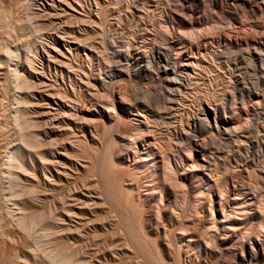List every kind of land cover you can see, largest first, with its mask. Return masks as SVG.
I'll use <instances>...</instances> for the list:
<instances>
[{
	"label": "rangeland",
	"instance_id": "obj_1",
	"mask_svg": "<svg viewBox=\"0 0 264 264\" xmlns=\"http://www.w3.org/2000/svg\"><path fill=\"white\" fill-rule=\"evenodd\" d=\"M28 1L30 0H16V3L18 5V10L20 9L19 15L24 23V24L22 23V27H21L20 46L19 44L17 46L19 48L18 52L19 54L22 55V57L24 56V54H29L30 53L29 50L32 52L33 43H34V39H32V35H31L32 29L29 25L27 24L25 25L26 14H28L27 12ZM43 1L46 2L45 0ZM96 1L103 2V0H96ZM166 1L167 0H159L160 4L157 3L158 2L157 0L153 1L154 4L151 1V4L153 5L156 4V7H152V8L149 7L152 13H150L149 16H146L143 19V22L144 21L146 22V23L144 22L145 25L147 24L146 26H148L146 28L148 30V33L147 31H143V30L141 31L140 26L144 25L141 24L140 26H137V28H135L138 29L137 31H140V32H135L137 34L135 35L137 36V38H141L142 35H143L142 37L147 38V40H145V43H143L144 45L142 46L140 45L141 47L138 45L141 56L142 55L148 56L151 53L156 54L159 51V53L160 52L162 54L166 53L171 59L173 58L172 61H175L179 67L182 66L185 62L188 64L187 67L188 74L192 78L189 77L186 86L187 87L189 86L188 88L190 89L188 90V88L186 87L187 92L185 93L181 101L172 105L171 107L172 109L169 108L168 110L164 111L165 112L164 114L163 109H165L164 107L165 105H162L163 102L162 101L160 102V100H163V98H165L163 97V95H165L163 93H166V91H164V86H165L164 85L165 81L163 82L164 76L161 73L160 69L153 72L154 75L152 78L154 82L144 80V81H140L141 83H139L134 79H128L126 81H116L112 86V88H114L112 89L113 90L112 93H114L112 94L113 95L112 96L109 90L104 89L106 91L105 92L103 89H100V87H98L99 86L98 83L95 82L97 81L95 79L97 78L96 76L98 74L96 73V71L99 69L103 71L104 66L106 64L102 62L100 58L97 57L98 59L97 60L96 57H94L93 59L95 60L94 61L93 59L91 60V64L94 70L93 76L92 77L90 76V78L88 76H87L88 78L87 77L84 78L83 76H81L84 78V79L82 78L83 82L89 80L90 86L93 87L88 88L89 86L87 84L86 86L85 84H83L84 85L83 86L78 82V80L76 81L77 76H74L73 74L72 75L69 74L70 80L67 79L66 76V94L70 98H73L74 95L76 96L77 94L76 91H78L77 90L78 85L82 87L81 93L84 96V101L83 104H78L79 106L81 105L82 107L76 106L75 108L72 109L75 111L71 110L69 112H71L73 115L76 112L77 115L75 114L76 115L75 117H77V120L79 121H81V119H78V117L82 118L83 121L87 120L84 121L85 124L82 121L80 123L76 122L77 120H75L76 118L74 117L75 119L74 118L73 119L77 123L75 124V122H73L74 120L72 119V117H70V119L66 118L65 126H64L65 122L63 120H59V121L54 120L52 122L53 123L52 126H54L53 129L51 125L49 126V124L48 125L44 124L46 120H36L37 118L36 116H34V114L32 115L34 118L31 117L30 114L32 113V110H28L27 112H24L25 117L26 115L28 116L29 114L32 119L28 116V119L30 118V120H23V123L21 120H19L21 124L20 126L25 132H27V130L28 131L31 130L29 131L31 133L29 132L25 133L24 131H22L23 132L22 134L24 135L23 138H25L24 139L25 141L24 140L23 141L25 142L26 145L29 146H25L23 144V141L20 143L21 150L18 154V161L23 163L24 166H27L30 164V158H32L34 165H36L37 176L38 178H41L39 170L41 169L42 165L46 164V161L42 160L39 154H44L46 158L50 159L51 153H54L55 155V152L57 150H60V146H62L61 144L65 143L66 141L68 142L66 143L67 156L69 155L68 157L72 159L75 158L78 159V166H77L78 173L81 174L80 175L76 172H70L69 173L71 174L70 177L79 178V181L82 180L89 181L90 185L93 186L95 185L94 187L95 190H93V192L95 193L92 195L93 197L98 196V199L94 198L98 206L89 205L87 206V208L84 209V211L86 213L88 212L95 213L96 215L99 216V219H105L106 223L104 224V226L108 230V231H104L98 224L96 225V229H95L96 231L94 233L89 232L88 240L86 241L87 244L84 242L85 247L81 249V253H82L81 255L82 257L87 255L86 257L83 258L87 261L88 259L89 260L92 259L91 260L92 264H102V263H97L95 260L97 258L102 260L103 245L101 244L103 237L106 238L107 242H109L108 240H111L113 238V240H115V244L121 246L120 248H122L123 246H125L123 248H127V250L125 249L115 250L116 253L117 252L119 253L120 258L118 257L116 258V260H113L112 262H107L108 264L109 263L110 264H122V263L144 264L141 258H139L141 257L139 256L141 250L138 253L139 251L138 247L142 248V250L147 254V255L145 254V256H149L150 259H153V264H155V262L156 264H264V115L259 120L256 121L254 120L253 122L251 121L250 123L252 125L250 123L249 124L245 123L246 112L248 114H251L255 111L264 113V78H263L264 77V55H263L264 38L263 39L254 38L249 34L247 35L246 33L248 32L247 29L242 31L241 30L242 28L241 29L237 28L235 31L222 30L218 32L215 31V32H209L207 34H202L201 41L197 42L195 40L196 43H194L195 41L189 42L183 39L181 41L179 37L174 38L172 36H167L166 39L161 36L160 27L158 24L160 21L164 19V17L167 18L169 15L171 16V14L174 13L171 3ZM55 2H56L55 4L58 5L57 1ZM70 2L78 10V13H82V14L84 13L83 15L85 16H83V18L82 16H80L81 14L79 15L76 14V15L82 18L83 20H85V23L87 24H85L84 27L82 26V28L87 30V33L90 32L92 28L91 20L92 21L94 20L95 22L98 20L95 11L96 9L95 0H70ZM2 3L5 7L9 6V0H2ZM125 3L124 4L122 3L120 6H118L115 9L118 11L120 10L119 11L120 13L118 12L116 14L117 16L120 14L119 17L120 19H122L124 23H126V20L129 19V14H130L128 13L129 9L125 7ZM134 3L138 6L140 3H141L140 6L142 5L146 6L147 0H137V1L135 0ZM204 11H207L206 14L210 16L216 13V16H213L214 18L216 17L215 20L219 18L218 10L215 11V9L210 8V10L207 9ZM213 17L211 19L209 18L210 20L208 18L202 20L201 24L197 25L196 29L201 30L204 28V26L210 25L214 20ZM86 20L87 21L90 20V22H87ZM71 22L75 23L76 21L72 20ZM8 25L9 22L6 21V25L4 28L7 30V32H8V27H7ZM173 25H175L174 22ZM45 27L44 30L47 31L50 26L49 27L45 26ZM139 33L141 36L139 35ZM94 35L95 34H89L90 38H94L95 37ZM224 35L225 36L228 35L229 38H227V36L225 37ZM24 38L26 39L24 40ZM6 44L11 46L13 45L11 39L6 40ZM163 45L164 47H166L165 49L161 48L163 47ZM253 47H257L259 50L262 51V55H263L262 60L258 58L256 51H253ZM168 48L170 51L168 50ZM244 50L246 51V53H244ZM40 51L41 50H39V52ZM43 57L45 58V56ZM247 58L248 59L250 58V60H248ZM204 59L206 61H204ZM80 64H81V68L84 67L82 70L88 72L87 69H89L88 67L89 64L87 63L85 57L82 58ZM76 65L78 64L76 63ZM227 67H230L231 69L234 68L233 76H230ZM245 71L247 72L245 73ZM247 74L249 75V77ZM242 77H245L246 79ZM69 81H71V85H74L72 87L74 88L75 92L71 91L72 89L70 90L71 87ZM253 82H255L256 84ZM123 83H125L124 87H123ZM122 87L123 89L125 88L124 90L125 94H122L124 93L122 92L123 90H121ZM133 87L134 88L136 87V89L134 90L136 92L133 91L132 89ZM11 90L12 93L10 94L9 100L3 102V107L5 108V113H4L5 120H1L2 130H3V136L1 138V145H2L1 161L3 165L7 162V161L5 162V160L8 159L7 158L8 153L11 150L12 142L15 135V124H14V120H12V110H13L12 108L15 106L13 102L14 90L12 87ZM120 90H121V94L118 93V91ZM145 91H148L146 95H145L146 93ZM188 92L189 94H187ZM91 96H93V99H90L92 98ZM96 96L98 100H96L95 98ZM144 98H146V102ZM123 99L131 100L130 102L133 103L134 108H129L126 105H124ZM150 99H151L150 102L152 103L149 102ZM155 99H156V104L154 101ZM92 101H94L93 102L94 104L92 103ZM157 101L160 103L158 104ZM148 102L151 105H153V103L155 104L151 106V110H155L154 108L156 107H159V111H161L160 109H162V111L161 112L158 111V113L160 115L163 114L164 117H162V122L158 123L159 125L157 124L158 126L156 124L154 125L153 123L154 115L151 114V112L149 111L150 109L147 110L146 105L148 104ZM91 103L93 105H91ZM68 104L69 106L71 105L70 103ZM104 105L106 107H109L110 109L114 107L115 110L113 109V111L115 112H111L107 110ZM200 109L201 110L204 109V110L201 111ZM231 109L234 111L231 112ZM202 113H204L208 119V122L210 124V130L202 129V132H199L198 131L199 124L197 119L201 116ZM108 115H111L112 119H116L118 116L120 117L119 125L117 122L116 127L109 134L111 135V138L113 137V139L117 140L118 139L117 137L120 136L121 134L122 136L123 135L128 136L132 139L126 137V146L122 145L121 142L116 143L115 145L117 146L112 145L114 147L111 146V148L109 149L112 148L114 149L110 150V152L109 149L106 150L105 148L104 150L110 153L107 155L104 154L105 152H103L104 151L103 148L104 146L106 147L107 144L106 137L104 136L105 140L101 141V143L99 142L100 140H98V137L99 139L103 138V135L102 137L100 136L101 133L103 134L102 132L103 129L102 131L100 130V128H102L101 126L102 123H100V121L103 120L105 116ZM66 117L68 116L66 115ZM146 119L148 121H145ZM41 121H43V123ZM86 122H90V123H86ZM37 123L41 128L38 126ZM167 123H169L170 125ZM36 124L38 127H35ZM40 124H44V125H40ZM32 125H34L36 129H34L33 127L32 129H28L31 128ZM92 125L95 126L92 127ZM96 125H98L97 126L98 128L96 127ZM99 125L101 127H99ZM165 125L167 127H164ZM215 125L219 127V132H216L214 127ZM111 126L112 123L110 124V127ZM188 126L189 127L197 126L198 128L196 127L197 133L196 134L190 133L192 137L190 136L186 140L184 130L187 129ZM221 126L223 127L221 128ZM62 127L65 130L69 129L71 131H65ZM237 127H239L238 130ZM94 128H96L97 130ZM227 128L231 131L232 136L230 137H226L223 134L222 130L223 129L225 130ZM41 129L42 131H39ZM98 129L100 131H98ZM62 131L64 132V135ZM96 131H98L99 133ZM82 133L84 135L82 136L85 140H83V138L81 137ZM50 135L51 137H49ZM76 137L81 138V140ZM94 137H96L97 139ZM212 138L214 139L211 140ZM50 140L53 141L51 142ZM53 142L55 146L53 145ZM69 143H72L74 146ZM178 143L181 146H179ZM68 144L72 145L73 148H69ZM204 144L207 145L204 146ZM53 146L55 150L57 149L56 151L54 150ZM93 146H95L96 149H98V153L97 151L94 150L95 147ZM91 150L93 151V153L95 152L97 153V156H94L96 154L93 155L94 158L90 152ZM103 155L111 156L109 163L112 162V164L110 165L113 168L108 164H105V167L106 165H108L107 167L110 166L108 169L110 168L112 169L111 170L112 174L111 173L106 174L105 172H108L107 169L106 170L99 169L101 168L100 167L102 165L101 163H103L102 161L104 162L108 161L109 160L108 158H110V157L106 158V156ZM82 156L83 157L85 156L87 159L85 157L84 159H82ZM102 157H104V159H102ZM90 160H92L93 162ZM79 164L81 165L84 164L87 168L84 171H82L81 168H79ZM20 166L22 168V165ZM92 166H94V171L93 168L91 169ZM98 170H102V172ZM17 171L21 172V169L18 168ZM100 173H102V175L104 173L106 175L105 176L106 179H109L111 177V181H110L111 183L109 182L110 180L109 179L107 180L108 182L105 184L104 181L106 180H103L105 179V177L103 175L102 178ZM116 175L117 177L119 176L118 179L117 177H115ZM94 176L95 178L93 179ZM113 176L115 177V179ZM100 177L102 178L103 182ZM198 179L201 180L203 190L205 191V194L207 196L203 200L194 202L193 198L191 197L193 191L195 190V188L193 187V183ZM63 180L62 182L64 183V186H61V189L64 188V191L66 193V179ZM25 182L31 183V181H25ZM99 182H101V185ZM32 184L34 183L32 182ZM103 184H105V186H103ZM116 186L121 187L120 188L121 190L119 189V187L117 188ZM106 187L110 192L107 189H105ZM110 187H112V190ZM103 188L104 190H106V192H108V195L111 194L112 197L114 194H116L114 198L116 199V196L118 197L119 203L121 202L120 205L117 206L118 202H116L117 200L115 201L114 198L111 197L112 202L115 201L117 204H114L115 202L112 203L109 197H105L107 194H105L106 192L103 190ZM241 188L243 189L241 193L247 205L248 213H245L243 209H239L238 201L235 200V198L238 197V194H240L239 192ZM51 189L52 191L47 192V195L44 196L45 198H47L48 201L55 199L56 198L55 196L59 193L56 187ZM41 190L42 188H38L39 191L38 193H43ZM113 191H115L116 193H114ZM129 194H130V198L127 197V195ZM107 198L109 199V201H107L108 200ZM127 198L129 200L128 203L126 204ZM114 205L120 209L119 210L117 208L119 211H121V213L118 210H116V207H114ZM5 206H6L5 202L1 203L0 211L3 218L8 220L9 212L7 211L8 210L6 208L7 206L6 207ZM94 206H96V208ZM33 207L35 209H41L40 202H34ZM115 210L117 212H115ZM136 212L138 213V215L136 214ZM125 214L127 215L126 216L127 219L126 217H124ZM120 215L122 217H120ZM126 222L127 224L129 223L130 226H132V228L129 227V225H127ZM225 225L228 226V229H225L224 227ZM119 226L122 227L118 229ZM211 226H213L214 228ZM8 228H10V230L14 232L13 225H9ZM88 230L91 231L92 229L89 228ZM123 230L124 231L126 230V232L130 234V236L129 234L127 235L126 233H123L124 232ZM74 235H72L71 238H74L75 237ZM127 236L129 238L128 239L129 241H127L126 239ZM65 237L66 234H64L63 236L61 235L59 237L60 239L58 238L57 240L59 242H61L62 240L66 241ZM130 237L132 238V240L136 241L133 242L139 245V246L135 245V247H137L138 249L135 248L133 244L132 246L134 247V250L131 249L132 246L130 248V244L133 243V242L129 243L131 240ZM144 237L145 239L147 238V240H145ZM136 238L142 241V244L144 243L147 246V250L146 247L144 248L145 245L142 246L141 242ZM88 244L91 246L89 247ZM10 248H11L10 245H6L5 247L1 248L0 256L2 252L9 250ZM84 248H87V250ZM120 248L118 247V249ZM98 249L101 252V254L98 251ZM83 250L86 251L84 252ZM88 250H90V252ZM129 250L132 251L129 252ZM87 251L88 254H86ZM93 252L94 253L96 252L95 254L97 257ZM120 253H123L126 256ZM156 254L157 257L160 258H156ZM133 256L135 257L136 260H134ZM142 256L144 255L142 254ZM47 260L48 259H46V261ZM149 260L147 262H149ZM56 261H57L56 259L52 258V263L51 262L50 263L56 264ZM50 263H46V264H50ZM105 263L106 262H103V264Z\"/></svg>",
	"mask_w": 264,
	"mask_h": 264
},
{
	"label": "bare ground",
	"instance_id": "obj_2",
	"mask_svg": "<svg viewBox=\"0 0 264 264\" xmlns=\"http://www.w3.org/2000/svg\"><path fill=\"white\" fill-rule=\"evenodd\" d=\"M45 1L46 2H44L43 0H30V1H28V4H27L28 7L26 6L28 9V11H27L28 14H26L25 25L27 24L31 27V29H32L31 35H32V39H34V43H33L32 52L28 49L30 53L24 54V56L22 57V55L19 54V52H18L19 48L17 47L18 44L20 46L21 27H22V23H23L22 18L19 15L20 9L18 10V5L16 3V0H9V6H7V7H5L2 3V0H0V207H1V203L5 202V205L7 206V207L6 206L5 207L8 209L7 211L9 212V217H8L9 219L6 220L3 218L1 211H0V250H1V248L5 247L6 245L11 246V248L9 250L2 252V254L0 256L1 257L0 258V264H46V263H50V262L52 263V258L57 260L56 264H92L91 258H90L91 260L88 259V261L83 259L84 257L87 256V255L84 256V254H85L84 252L87 250V248H84V249H86L85 251L83 250L84 251L83 252L84 257H82V255H81L82 254L81 249L83 247H85L84 242L87 244L86 241L88 240L89 232L94 233L96 231L95 230L96 225H98V224L100 225V227L104 231H108L104 226V224L106 223L105 219H99V216L96 215L95 213H90V212L86 213L84 211V209L87 208V206H89V205L98 206L97 202L94 200V198L98 199V196L93 197V195H92L95 193V192H93V190H95V188H94L95 185L94 186L90 185L89 181H83V180L79 181V178L70 177V175H71V174H69L70 172L78 173V167H77L78 166V159H76V158L72 159V158L68 157L69 155L67 156L66 143H68V142L66 140H65L66 141L65 143H63V144L60 143L62 146H60V150L56 149L57 151L54 148L55 145L53 142V145H54L53 148L56 152H55V155H54V153H51L50 159L46 158L44 154H39L41 156L42 160L46 161V164L42 165L41 169L39 170L41 178H38V176H37L36 165H34L32 158H30V164L27 166H24L23 163L19 162L18 161V154L21 150V144L20 143L25 139V138H23L24 135L22 134L23 133L22 131H24V130L20 126L21 124H20L19 120H21L23 123V120H30V118L33 117L32 115L34 114V116H36V118H37L36 120H46L44 124H47V125L49 124V126L53 125L52 122L54 120H58V121L63 120L65 122L64 123V126H65L66 125V121H65L66 118L70 119V117H72V119H73L77 115L76 112H75L76 115L75 114L73 115L69 111H71L76 106L78 107L79 106L78 104H83V101H84V96L81 93L82 87L80 85H78V87H77L78 91H76L77 94H76V96L74 95L73 98H70L66 94V76H67V79L70 80L69 74H71V75L73 74L74 76H77L76 81L78 80V82L80 84H82V85L85 84V86L87 84L89 86L88 88L93 87V86H90L89 80L86 82H83L82 78L83 77L86 78L87 76L90 78V76L91 77L93 76L94 70H93V67L91 64V60L94 57H96V59H97V57L100 58V60H102V62H104L106 64L105 65L106 68L103 64V66H104L103 71L101 69H99V70L95 69L98 71V72L96 71V73H98V74L96 76L97 78L95 79L97 81H95V82L98 83V85H99L98 87H100V89L109 90L111 95L114 94V93H112L113 92L112 89H114V88H112V86L116 81H126L128 79H134V80L138 81L139 83H141L140 81H144V80L153 81V78H152L154 75L153 72L160 69L161 73L164 76V80H163V82L165 81L164 91H166V93H163V94H165V95H163V97H165V98H163V100H160V102L161 101L163 102L162 105H165L164 106L165 109H163V112L168 110L169 108H171L172 105L180 102L181 99L184 97L185 93L187 92V88L189 87V86L188 87L186 86L187 85L186 83H187L190 75L188 74V68H187L188 64L186 62L182 66L179 67L175 61H172L173 58L171 59L166 53L162 54L161 52L159 53V51L158 52L156 51L157 52L156 54L151 53L148 56H145V55L141 56L140 55V49H139L138 45L139 46L144 45L143 43H145V40H147V38L142 37L143 35L141 36L140 33H139V35L141 36V38H137V36H136L137 34L135 32H140V31H137L138 29H135V28H137V26H140L141 24H144L143 26H140L141 31L142 30L147 31V33H148V30L146 29L148 26H146L147 24L145 25L146 22L144 21L145 22L144 23L143 19L146 16H149L150 13H152L150 8L156 7V4L153 5L154 0H147L146 6L145 5L140 6L141 3L139 4V6L136 5L134 3L135 0H131V1L130 0H103V2H101V1L99 2V1L95 0V7L97 9V10L95 9V11H96L98 20L96 22L94 20L93 21L91 20L92 28H91V31L88 33H87V30L82 28V26L84 27V25L87 24V23H85V20L82 19L83 16H85V15H83L84 13L83 14L78 13V10L71 4L70 0H55V1H57L58 5L55 4L56 2L54 0H45ZM151 1L153 2V4H151ZM157 1H158L157 3H159V0H157ZM167 1L170 2L172 5V9L174 10L173 11L174 15L171 14V16L169 15L167 18L164 17V19L158 23L159 27H160L161 36L164 38H166L167 36H172L174 38L179 37L181 39V41L183 39V40H187L189 42L195 41V40L198 42V41H201V35L202 34H207L209 32H215V31L218 32V31H222V30H224V31H226V30L235 31L237 28H239V29L242 28L241 29L242 31L247 29V31H248V32H246L247 35L249 34V35L253 36L254 38H257V39L258 38L259 39L264 38V36H263V33H264V0H167ZM122 3L123 4L125 3V7L127 9H129L128 13H130L129 19L126 20V23H124L122 21V19H120V17H119L120 14L118 16L116 14L120 10L119 11L115 10ZM145 7H147V8H145ZM210 8L215 9V11L216 10L219 11V15L217 14L219 16V18H217L215 20L216 17L215 18L213 17V16H216V13H214V14L211 13L212 14L211 16L206 14L207 11H204V10H207V9L210 10ZM27 12H25V13H27ZM76 14L77 15L81 14L80 16H82V18L78 17ZM92 14H93V12H92ZM212 17L214 18V20L212 21V23L210 25L204 26V28L201 30L196 29L197 25L201 24L202 20H205L206 18L211 19ZM95 18H96V16H95ZM72 20H75L76 22L73 23V22H71ZM145 20H147V19H145ZM6 21L9 22V25L7 26L8 32L4 28L6 25ZM87 22H90V20H88ZM173 22L175 23V25H173ZM150 23H152V22H150ZM45 26L49 27V29L47 31L44 30ZM89 34H95L94 35L95 37L94 36L93 37L96 40L94 38H90ZM226 36H227V38H229L228 35H226ZM10 39H11V42L13 43L12 46L6 44V40H10ZM25 39L26 38H24V40ZM196 41L194 43H196ZM161 46H162V44H161ZM161 48L165 49L166 47H164V45H163V47H161ZM25 49H26V47H25ZM28 50H26V51H28ZM39 50H41V51L39 52ZM168 50H169V48H168ZM168 50H167V52H168ZM253 51H256L258 58L260 60H262V56L264 55V54L262 55V51L259 50L257 47H253ZM244 53H246L245 50H244ZM43 56H45V58ZM83 57H85L87 63L89 64V66H88L89 69H87L88 72H85L84 70H82L84 67L81 68L80 62H81ZM217 57H219V56H217ZM94 60L95 59H93V61ZM248 60H250V58ZM204 61H206V60L204 59ZM76 63L78 65H76ZM82 63H84V62H82ZM249 64H250V61H249ZM95 65H97V64H95ZM227 70H228V73L230 74V76L234 75V68L231 69L230 67H227ZM246 72L247 71H245V73ZM81 76H83V77H81ZM248 77H249V75H248ZM190 78H192V77H190ZM242 78H245V77H242ZM241 80H243V79H241ZM253 83H255V82H253ZM69 84L71 87V88L69 87L70 90L72 89L71 91H74V88L72 87L74 85H71V81H69ZM124 84L125 83H123V87H124ZM160 86H161V84H160ZM11 87L14 90L13 91V94H14L13 95V102H14L15 106L12 108L13 109L12 110V120H14V124H15V135H14V139L12 142L11 150L8 153V157H7L8 159L7 160L4 159L5 162L6 161L7 162L3 165L2 161H1V149H2L1 138L3 136L1 120H5L4 119L5 108L3 107V102L9 100L10 94L12 93ZM123 87L121 88V90H123L122 92H124V90H125V88L123 89ZM132 89L134 91L136 89V87L135 88L133 87ZM132 89H130V90H132ZM189 89L190 88H188V90ZM121 90L118 91L119 94H121ZM74 92H73V94H74ZM134 92H136V91H134ZM145 92H146L145 93V95H146L148 93V91H145ZM140 93H141V91H140ZM122 94H125V92ZM187 94H189V92ZM240 96H241V94H240ZM91 97L92 98H90V99H93V96H91ZM148 97H146V98H148ZM233 97H234V95H233ZM95 98H96V100H98L97 96ZM146 98H144L145 102H146ZM123 100H124V102H123L124 105H126L129 108H134L133 103L130 102L131 100H128V99H123ZM158 100H159V98H158ZM240 100H242V99H240ZM150 101H151V99L149 100V102ZM154 101L156 104V99ZM93 102L94 101H92V103ZM143 102H144V100H143ZM149 102H148V104L145 103V104H147L146 105L147 110L150 109L149 111L151 112V114L154 115V120L152 119L153 123H154V125L155 124L157 125L158 123L162 122V117H164V116H163V114L160 115L158 113L159 107L154 108L155 110H151V106H153L155 104L153 103V105H151L150 103H152V102H150V103ZM160 102H158V104ZM68 103H70L71 105L69 106ZM92 103H91V105L94 104V103L93 104ZM85 106H87V105H85ZM97 106H100V105H97ZM156 106H158V105H156ZM105 108L111 112H115V111H113L114 107L110 109L109 107L105 106ZM28 110H32V113L30 114L31 117L28 114V116L30 117L29 119H28V116L26 115V117H25V114H24V112H27ZM160 110L162 111V109H160ZM203 110H201V111H203ZM72 111H75V110H72ZM161 111H159V112H161ZM169 111H171V110H169ZM232 111H234V110L231 109V112ZM164 114H165V112H164ZM66 115L69 118L66 117ZM263 115H264V113L258 112V111H255L251 114H248L246 112L245 113V123L249 124L251 121L253 122L254 120L255 121L259 120L262 118ZM75 118L74 119L77 120V117H75ZM78 119H81V121L84 124H85L84 121H87V120L83 121V119L79 118V117H78ZM147 119L145 121L149 120V119L148 120ZM164 119H166V118H164ZM75 120L73 122H75ZM197 120H198V124H199V130H198L199 132H202V129L210 130V124H209L208 119L204 113H202L201 116ZM81 121L77 120L76 122L80 123ZM119 121H120L119 116L116 119H112L111 115L105 116V118L100 121V123H102V125H101L102 128H100V130L102 131V129H103V131H102L103 134L101 133L100 136L102 137V135H103V138H101L102 139L101 140L97 136L98 140H100L99 142L101 143V141L105 140V137H106V141H107L106 147L104 146L103 150L105 148H106V150H108L109 148H111L112 145H115L116 143H119V142H121L122 145L126 146V137H128V136H124V135L122 136L120 134V136L117 135L118 139L116 140V139H113V137L111 138V135H109L110 132L116 127L117 122L119 125ZM41 122L43 123V121H41ZM55 122H57V121H55ZM76 122H75V124H77ZM33 123H35V122H33ZM86 123H90V122H86ZM111 123H112V126L110 127ZM37 124L35 127L39 126V124H38V126H37ZM44 124H40V125H44ZM165 124H166V122H165ZM167 124H169V123H167ZM246 124H245V126H246ZM34 125H32L31 128H28V129H32V127L34 129H36L34 127ZM81 125H82V123H81ZM60 126H62V125H60ZM94 126L92 125V127H94ZM97 126L98 125H96V127ZM101 126L99 125V127H101ZM160 127H161V125H160ZM164 127H167V126L165 125ZM196 127L197 126H194V127L188 126L187 129H185V130L183 129L185 131L186 140L188 139V137L191 136V134L197 133ZM214 127H215L216 132H219V127H217L216 125ZM222 127L223 126H221V128ZM52 128L54 129V126H52ZM238 128L239 127H237V130H238ZM34 129H33V131H34ZM49 129H51V128H49ZM58 129H59V127H58ZM58 129H56V130H58ZM94 129H96V128H94ZM94 129H93V131H94ZM212 129H213V127H212ZM100 130L98 129V131H100ZM29 131H31V130H29ZM29 131L27 130V132H25V131L24 132L28 133ZM39 131H42V129ZM65 131H71V130L68 129ZM98 131H96V132H98ZM222 131L226 137L232 136L231 131L228 128L225 130L223 129ZM47 132H49V131H47ZM29 133H31V132H29ZM83 133L81 134L82 138L84 136ZM75 134H76V132H75ZM63 135H64V132H63ZM65 136H66V134H65ZM233 136H235V135H233ZM49 137H51V135ZM71 138H72V136H71ZM76 138H79V137H76ZM94 138H96V137H94ZM128 138H130V137H128ZM128 138H127V140H128ZM79 139L81 140V138H79ZM130 139H132V138H130ZM213 139L214 138H212L211 140H213ZM225 139H227V138H225ZM83 140H85V139L83 138ZM219 140H221V139H219ZM24 141H23V144L25 146H29V145H26ZM50 141L52 142L53 140H50ZM75 143H77V142H75ZM86 143H88V142H86ZM69 144H72V143H69ZM72 145H69V148H73ZM91 145H89V146H91ZM206 145L207 144H204V146H206ZM50 146H48V147H50ZM115 146H117V145H115ZM179 146H181V145L179 144ZM93 147H95V146H93ZM93 147H91V148H93ZM112 147H114V146H112ZM119 147H121V146H119ZM182 147H184V146H182ZM45 148H46V146H45ZM76 149H78V148H76ZM86 149H88V148H86ZM113 149L114 148L109 149V152H110V150H113ZM94 150L97 151V153H98V149H96V147L94 148ZM106 150L103 151V152H105L104 154H107V155L110 154ZM120 150H122V149H120ZM32 151H33V149H32ZM90 152H91L92 156L94 154H96L94 156H97L96 152L93 153L92 150ZM117 152H119V151H117ZM82 153H79V154H82ZM117 154H119V153H117ZM107 155H103V156H106V158L110 157V158H108L109 159L108 161H105L108 163H105L104 161H102L104 164L101 163L102 165L100 166L101 168H99V169H105V170L107 169L108 172H105V171L104 172L106 174L107 173L110 174L112 169L111 168L108 169V168L111 166L110 164H112V162L109 163L111 156H107ZM206 155H208V154H206ZM94 156H93V158H94ZM84 157L82 156V159H84ZM102 159H104V157H102ZM90 161H92V160H90ZM230 163H229V165H230ZM84 164L83 165L79 164V168H81L82 171H84L87 168ZM105 164H108L110 166L107 167L108 165H106V167H105ZM17 165H18V167H17ZM20 165H22V168ZM3 166H5V167H3ZM102 166L105 168H103ZM18 168L21 169V172L17 171ZM92 168L94 171V166H92L91 169ZM225 168H226V165H225ZM98 171L102 172V170H98ZM234 172H235V170H234ZM78 174H80V173H78ZM100 175H101V177L103 175H104V177L106 176L104 173H103V175H102V173H100ZM90 177H91V174H90ZM115 177H117V175ZM115 177H114V179H115ZM118 177H117V179H118ZM94 178H95V176L93 177V179ZM102 178H101V180H102ZM63 179H66V193L64 191V188L61 189V186H64V183L62 182ZM109 179H106V177H105V179H103V180H106V181H104L105 184L108 182L107 180H109V182L111 181V177ZM103 180H102V182H103ZM25 181H31V183H27ZM32 182L34 184H32ZM99 183L101 185V182H99ZM105 184H103V186H105ZM117 185H118V183H117ZM109 186H111V185H109ZM113 186H114V184H113ZM54 187H56L58 189L57 191H59V193L55 196L56 197L55 199L48 201L47 198H45L44 196L47 195V192L52 191L51 188H54ZM116 187L118 188L119 186H116ZM193 187L195 188V190L193 191L192 196H191L193 198V201L195 202V201L205 199V197L207 195L205 194V191L203 190L201 180L198 179L197 181H195L193 183ZM38 188H42L41 191L43 193H38L39 192ZM110 188L112 190V187H110ZM120 188L121 187H119V189ZM105 189L108 190L107 187ZM119 189H117V190H119ZM101 190H102V188H101ZM103 190H104V188H103ZM242 190L243 189L241 188L240 192H239L240 194H238V197H236L235 200L238 201L239 209H243L245 211V213H248L247 205H246V203L242 197V193H241ZM104 191L106 192V190H104ZM113 192L116 193L115 191H113ZM105 194H107L105 197H109L111 199V197H112L111 194L108 195V192H106ZM50 195H52V194H50ZM115 195L116 194H114L112 198H114ZM127 197L130 198V194L127 195ZM50 198H51V196H50ZM128 198L126 199V204L128 203V200H129ZM184 199H185V197H184ZM46 201H47V203L49 202L48 204H50V205H48L46 203ZM107 201H109V199ZM115 201L118 202V204ZM115 201H114L115 202L114 203V202H112V199H111L112 203L117 204V206L120 205L121 202L119 203V199L117 196H116ZM34 202H40L41 209H35L33 207ZM124 204H125V202H124ZM126 204H125V206H126ZM96 206H94V207L96 208ZM114 207H116V206L114 205ZM117 208L118 207H116V210L119 209V208L118 209ZM126 208H127V206H126ZM116 210H115V212H117ZM8 212H7V214H8ZM119 212L121 213V211H119ZM136 214L138 215L137 212H136ZM126 216L127 215L125 214L124 217H126ZM120 217H122V216L120 215ZM126 219H127V217H126ZM120 222H122V221H120ZM101 224H103V225H101ZM126 224H127V222H126ZM9 225L14 226V232L12 230H10V228H8ZM118 225H119V222H118ZM123 225H124V223H123ZM127 225H129V227L132 228V226H130L129 223ZM121 227L122 226H119L118 229ZM124 227H125V225H124ZM138 227H139V224H138ZM211 227H213V226H211ZM224 227H225V229H228L227 225H225ZM89 228H91L92 230L89 231L88 230ZM123 233H126L127 235L129 234L128 232H126V230ZM64 234H66V237H65L66 241L62 240L61 242H59L57 239L61 235L63 236ZM72 235H74L75 237L71 238ZM122 235H124V234H122ZM129 236H130V234H129ZM93 237H94V235H93ZM97 238H98V235H97ZM209 238H208V240H209ZM102 239H103L102 244L100 243L101 245H103L102 246L103 247L102 248L103 249L102 260L95 258L96 259L95 261L97 263L103 264V262H106V263L112 262L113 260H116V258H118V257L120 258L119 253L118 252L116 253L115 250H121V249L127 250V248H123L125 246L120 248L121 246L116 245L115 240H113V238L111 240H108L109 242H107L106 238H104V237ZM126 239H127V241H129L128 236ZM136 239L139 240L138 238H136ZM144 239H145V237H144ZM145 240H147V238ZM133 241H135V240H132V238H131L129 243H131ZM135 242L130 244V248H131L132 244L134 247H135V245H137ZM140 242L142 244V241H140ZM144 245L145 244L143 243L142 246H144ZM88 246L90 247L91 245L88 244ZM133 246L131 248L132 250H134ZM137 246H139V245H137ZM118 247L120 249H118ZM127 247H129V246H127ZM145 247L147 250L146 245L144 246V248ZM135 248H137V247H135ZM138 248H137L139 250V251L137 250L138 253L141 250V253H139V256H141V257H139V258H141V260L144 262V264H147L149 262H151L153 264V259H150L149 256H145L146 253L142 250V248H140V247H138ZM211 248H212V246H211ZM151 249H153V248H151ZM88 251L90 252V250H88ZM88 251L86 254H88ZM98 251H99V249H98ZM131 251L129 250V252H131ZM142 251H143V253H142ZM100 254H101V252H100ZM120 254L126 256L123 253H120ZM142 254L144 256H142ZM95 256H96V254H95ZM88 257H90V256H88ZM156 258H160V257H157V254H156ZM235 258H237V257H235ZM46 259H48L49 261L47 260L48 261L47 262ZM134 260H136L135 257H134ZM148 260H149V262H147ZM151 263H149V264H151ZM135 264H138V263H135ZM155 264H156V262H155Z\"/></svg>",
	"mask_w": 264,
	"mask_h": 264
}]
</instances>
